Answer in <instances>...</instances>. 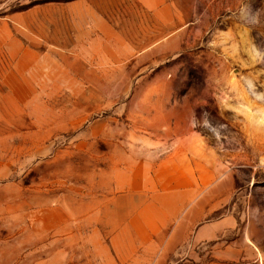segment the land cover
<instances>
[{
  "label": "rangeland",
  "instance_id": "374dc122",
  "mask_svg": "<svg viewBox=\"0 0 264 264\" xmlns=\"http://www.w3.org/2000/svg\"><path fill=\"white\" fill-rule=\"evenodd\" d=\"M0 264H264V0H0Z\"/></svg>",
  "mask_w": 264,
  "mask_h": 264
}]
</instances>
